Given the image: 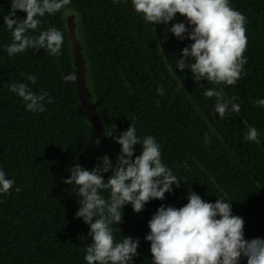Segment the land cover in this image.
Returning a JSON list of instances; mask_svg holds the SVG:
<instances>
[{
  "label": "trees",
  "instance_id": "trees-1",
  "mask_svg": "<svg viewBox=\"0 0 264 264\" xmlns=\"http://www.w3.org/2000/svg\"><path fill=\"white\" fill-rule=\"evenodd\" d=\"M10 2L0 0V170L15 184L9 194L0 193V264H87L89 226L75 217L78 197L62 181L77 164L93 169L103 152L80 108L75 82L64 79L75 73L66 11L75 16L86 87L103 132L115 125L118 136L135 123L137 136H153L163 162L182 180L140 213L131 205L123 207L122 223L112 227L117 242L139 239L132 264H151L150 242L144 239L148 221L161 205H186L189 191L211 203L231 199L232 213L244 220L245 239H264V107L253 104L264 99V0H229L246 17L248 39L246 75L232 86L195 83L190 69L176 68L181 50L192 41L177 39L168 28L181 22L188 26L186 18L177 14L167 26H153L134 11L131 0H71L29 32L38 36L49 28L60 30L64 43L59 55L27 49L10 57L5 46L12 43V34L3 20ZM25 16L15 12V18ZM30 75L35 84L28 81ZM10 83L47 91L52 103L46 100L42 113L27 111ZM161 85L163 96L157 94ZM221 87L226 98L238 97L239 114L221 119L215 113V98L204 92ZM249 127L258 130L259 144L244 140ZM106 139L116 162L120 145ZM140 154L136 145L134 157ZM109 175L104 174L105 180Z\"/></svg>",
  "mask_w": 264,
  "mask_h": 264
},
{
  "label": "clouds",
  "instance_id": "clouds-1",
  "mask_svg": "<svg viewBox=\"0 0 264 264\" xmlns=\"http://www.w3.org/2000/svg\"><path fill=\"white\" fill-rule=\"evenodd\" d=\"M119 2L113 0L114 4ZM70 3L71 0H11L10 11L3 17L12 34V43L5 46L8 55L15 56L27 49H44L52 56L59 55L64 43L60 30L49 28L38 36L29 32L40 28V18L58 13ZM131 5L153 26H167L177 14L186 18L188 26L174 23L168 32L179 40L186 37L192 41L181 50L175 67L181 71L190 69L195 83L206 80L232 86L246 75L247 20L229 0H131ZM17 10L26 13L24 19L15 18ZM162 57L167 61L166 55ZM27 79L31 84L36 83L34 75ZM64 79L68 83L76 82V73ZM8 87L22 99L27 111L42 113L45 101L52 103L47 91L34 92L28 84L10 83ZM157 94H165L163 85L157 88ZM204 96L215 98L214 110L221 119L240 113V104L234 103L238 97L226 98L222 87L209 88ZM253 104L264 107V99ZM114 129L115 125L104 129V135L120 145L115 166L104 155L97 158L100 163L91 170L78 164L71 167L70 176L62 181L71 185L78 197L80 206L75 217L82 218L89 226L87 235L92 243L86 246L87 264H132L133 257L139 255V239L124 237L117 242L112 227L122 223L123 207L131 205L133 212L140 213L147 203L163 200L165 193H172L173 185L178 188L182 181L163 162L161 147L153 136L138 137L135 123H130L118 136L114 135ZM259 137L258 130L249 127L244 140L259 144ZM204 138L205 143H210L208 133ZM136 145H140L141 154L134 157ZM109 172L111 175L105 180L104 174ZM14 184L0 170V193L9 194ZM15 190L21 191L19 187ZM187 200L178 209L161 205L148 221L150 231L144 239L150 242L151 264H240L242 259H246V264H264V239H245L244 220L232 213L228 203L231 199L216 198L211 203L189 191Z\"/></svg>",
  "mask_w": 264,
  "mask_h": 264
},
{
  "label": "water",
  "instance_id": "water-1",
  "mask_svg": "<svg viewBox=\"0 0 264 264\" xmlns=\"http://www.w3.org/2000/svg\"><path fill=\"white\" fill-rule=\"evenodd\" d=\"M71 19L67 20V27L69 31V42L72 49L73 64L75 67V73L77 80L75 82V90L78 98L80 108L84 114V117L90 124L91 131L93 132L96 139L99 141V145L102 148L103 156L107 155L110 158L112 166H115V159L113 152L108 145V140L106 139L102 126L99 122V117L91 100V94L86 87L85 73L86 69L84 66V60L81 53V47L76 36V25Z\"/></svg>",
  "mask_w": 264,
  "mask_h": 264
},
{
  "label": "rangeland",
  "instance_id": "rangeland-1",
  "mask_svg": "<svg viewBox=\"0 0 264 264\" xmlns=\"http://www.w3.org/2000/svg\"><path fill=\"white\" fill-rule=\"evenodd\" d=\"M65 13H67V14H65L66 21H67L68 19H71V17H73L72 20L75 22V16H74L73 14L69 13L68 11H66Z\"/></svg>",
  "mask_w": 264,
  "mask_h": 264
}]
</instances>
